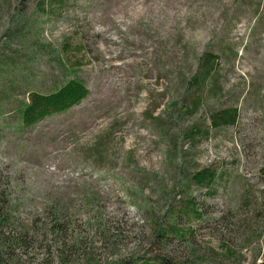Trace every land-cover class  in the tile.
<instances>
[{"label": "rangeland", "instance_id": "1", "mask_svg": "<svg viewBox=\"0 0 264 264\" xmlns=\"http://www.w3.org/2000/svg\"><path fill=\"white\" fill-rule=\"evenodd\" d=\"M69 78L87 98L20 129L18 102ZM201 169L215 192L180 186ZM0 214V264H264V0H0Z\"/></svg>", "mask_w": 264, "mask_h": 264}, {"label": "trees", "instance_id": "2", "mask_svg": "<svg viewBox=\"0 0 264 264\" xmlns=\"http://www.w3.org/2000/svg\"><path fill=\"white\" fill-rule=\"evenodd\" d=\"M65 0H50V2H59L60 4ZM209 57L207 60L202 63L200 61L199 68L200 71L197 74L191 76V78L186 82L185 92L188 94L191 90H200L204 82L210 77L213 63ZM89 91L86 88L83 81L79 79L69 78L65 82L61 83L58 87H54L46 93L41 92H30L26 99L19 101L15 109L17 119L20 120L21 126L20 129H31L41 120L57 114H62L72 109L75 106H78L87 96ZM198 99L194 101V106L196 107ZM171 106L167 111L168 119H171L174 113L177 111L178 100L171 102ZM185 112L187 111L184 110ZM236 108H228L225 110H219L212 116V124L214 127L218 126H232L236 124L238 113H236ZM188 137H207L208 132L206 130H201L198 128H192L188 132ZM222 174H217L216 171L211 169H201L189 178L185 182H181L180 186L184 189H189L191 186L195 188H202L207 191L208 194L215 192V185L218 179H221ZM182 191V190H181ZM184 191V190H183ZM57 205L52 207V226L53 231H62V214L63 209ZM181 213L185 216L192 215L196 219L202 218V213L197 204L188 198L184 203V206L181 210ZM152 229L155 232V238L166 241L171 237L179 238L184 240L186 238V233L181 228L176 226L174 222L168 228H164L162 222L157 219H151ZM6 215L3 216L0 214V234L2 228L7 223ZM89 264V263H87ZM112 264H177L165 257L161 256H151V257H139L136 259H130L124 263L115 262Z\"/></svg>", "mask_w": 264, "mask_h": 264}]
</instances>
